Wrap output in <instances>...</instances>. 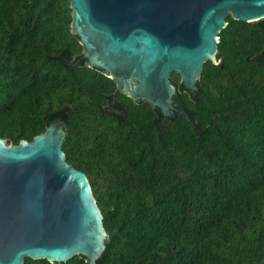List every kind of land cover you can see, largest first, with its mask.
Masks as SVG:
<instances>
[{
  "label": "trees",
  "instance_id": "1",
  "mask_svg": "<svg viewBox=\"0 0 264 264\" xmlns=\"http://www.w3.org/2000/svg\"><path fill=\"white\" fill-rule=\"evenodd\" d=\"M69 4L0 0V138L63 124L108 234L95 264H264V18L227 16L194 93L171 74L189 123L90 68Z\"/></svg>",
  "mask_w": 264,
  "mask_h": 264
},
{
  "label": "water",
  "instance_id": "2",
  "mask_svg": "<svg viewBox=\"0 0 264 264\" xmlns=\"http://www.w3.org/2000/svg\"><path fill=\"white\" fill-rule=\"evenodd\" d=\"M69 7L90 68L112 79L117 94L158 108L163 121L178 112L189 123L174 103L171 74L194 93L204 64L217 63L227 16L264 18V0H70ZM66 135L55 122L31 142L0 138V264L75 255L95 264L102 255V212L86 174L66 161Z\"/></svg>",
  "mask_w": 264,
  "mask_h": 264
}]
</instances>
